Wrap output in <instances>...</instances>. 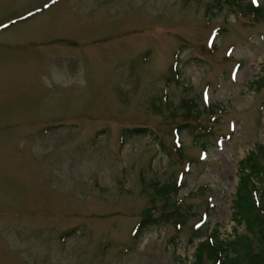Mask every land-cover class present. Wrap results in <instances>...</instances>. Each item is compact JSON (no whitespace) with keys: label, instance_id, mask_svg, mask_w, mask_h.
I'll use <instances>...</instances> for the list:
<instances>
[{"label":"rangeland","instance_id":"rangeland-1","mask_svg":"<svg viewBox=\"0 0 264 264\" xmlns=\"http://www.w3.org/2000/svg\"><path fill=\"white\" fill-rule=\"evenodd\" d=\"M250 1L0 0V264H189L203 215L232 237L238 162L264 142ZM176 207L179 228L133 237Z\"/></svg>","mask_w":264,"mask_h":264},{"label":"trees","instance_id":"trees-1","mask_svg":"<svg viewBox=\"0 0 264 264\" xmlns=\"http://www.w3.org/2000/svg\"><path fill=\"white\" fill-rule=\"evenodd\" d=\"M248 5L251 15L264 16V6L261 3L251 0ZM217 34L218 30H215L212 34V40ZM262 80L263 76L254 81L257 87ZM195 107L193 106V109H189L187 112L194 113ZM185 125L187 126V124H183L174 127L177 141L180 129L186 127ZM145 132L147 131L144 128L124 129L120 138L121 145L124 144L126 134ZM202 146H204V142ZM177 187L175 183L171 187H157L159 189L158 193L164 195L165 204H173L171 195L177 194L179 190ZM151 214H146L139 219L133 228V237H137L141 230L165 221L173 220L179 228L183 223L186 212L176 207L172 211L163 210L160 215L155 217ZM207 217L208 215L201 217L195 225V232L188 238L190 243L195 239L202 238L196 243L189 264H206L207 261L210 264H264V142L257 143L238 162V181L231 203V219L234 222L232 237L229 239L220 238L217 228L208 232L207 224H205ZM239 226H243V232L241 233L237 231ZM254 241H257L260 245V251H253Z\"/></svg>","mask_w":264,"mask_h":264}]
</instances>
